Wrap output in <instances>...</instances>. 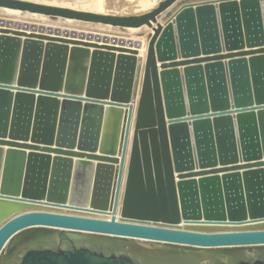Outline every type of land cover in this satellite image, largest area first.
Instances as JSON below:
<instances>
[{
  "label": "water",
  "instance_id": "water-1",
  "mask_svg": "<svg viewBox=\"0 0 264 264\" xmlns=\"http://www.w3.org/2000/svg\"><path fill=\"white\" fill-rule=\"evenodd\" d=\"M173 1L165 0L147 14L127 17L77 13L11 0H0V5L31 11L73 15L123 26H139L143 23L148 24L149 20L155 21V15ZM159 30L158 27L154 34H157ZM154 39L155 37L149 42V58L145 64L146 76L142 99L144 101L139 104L130 139L120 215L124 218L151 219L174 223L181 216L174 176L176 165L172 159L171 145H169L168 135L171 134H169V128L165 121V108L161 101L159 85L155 81L157 65L153 59ZM31 43H35V41ZM139 46L140 44L136 43V47ZM58 47L52 50L42 49L39 44L36 46L24 44L20 47V44L15 40L6 44L2 43L0 45V81L15 82V76L11 72L16 69L18 59L22 64V67H19L23 71L25 70L24 72L27 74H36L43 63L46 62L47 64L48 62L49 66L45 70H48L47 75L49 76L39 87L49 86L59 90L62 84L66 83L64 91L76 92L72 91L71 77L68 79L70 82H64L62 75H64L65 70L75 71V59L86 55L91 56V54L85 49L69 53ZM62 52L69 53L66 63L67 58L65 54H61ZM79 52L82 53V56ZM94 54L95 52L92 55ZM108 56H104L105 61H108ZM122 57L120 60H124L128 63V67L130 66V69L135 71L132 79L136 86L140 60L137 61L133 57L123 54ZM25 59L27 63L24 64ZM53 63L58 64L56 66L58 68L57 73L50 70ZM30 66L34 67L32 71L27 69ZM263 69L264 67H259V72ZM56 74L58 78H55ZM151 77H154V103L151 102ZM16 82L17 84L31 83L34 86L37 85V81L29 82L27 79H20ZM57 83H60L61 86L58 87ZM43 99L45 103L51 100V103H55V115H58L55 116L56 119L53 123L49 121L44 123L47 112L42 115L43 118L45 117L43 122L36 123L34 119L38 110L35 108L34 112V102L40 103ZM12 101L13 104H11ZM11 105L14 106L13 109ZM113 122L114 120L111 121V118L104 117L95 109L82 111L78 105L72 103H61L60 105L56 98L40 96L34 99L22 92L12 95L8 90L0 89V135L6 134L12 138L30 137V139H39L41 141L39 143L45 145L53 143L65 147L75 145L76 148L91 151L86 156V160L76 161L75 166L70 168L63 164L62 161L65 160L59 157L53 159L52 165L54 167H52L49 164L48 155H44V153H35L31 156L32 152L28 155L24 152L22 156H17V160L14 161L7 154L3 155V149L0 151V175L2 174L1 171H4V174L0 176V184H2L0 185V192L10 193L14 196L21 195L22 200H27V197H40L47 199L48 202L56 200L62 203L66 201L77 204L79 196L82 195L83 199H87L89 196L92 197L97 194L98 177L96 175L100 176L96 170L98 165H107L106 162L114 164L117 162L115 154H119L121 157L119 169H116L115 165L111 168L112 171L114 169V173L110 174V188L105 191L104 201L99 205L102 210H106L105 206L110 199L109 192L112 189V179L116 170L119 173L122 170L128 140L126 125L121 124L117 129H114L112 127ZM32 123L37 129L29 128ZM13 126L17 127V130L21 127L24 132L13 133L12 131L16 130ZM9 128H11V132L7 133ZM106 140L114 141V146L110 150H104L101 146L98 147L99 142L103 146L102 143ZM47 148L44 146L40 150L45 152L48 151ZM65 153L85 156L82 151ZM107 155H114L115 157H108ZM3 157H5V161H3ZM40 158H43L44 161L37 163ZM94 160L97 161V165L92 162ZM94 172L95 178L91 180ZM183 185L184 182L182 181L180 189L185 193L187 218L190 220L192 216L199 217L200 215L191 213L187 202V191ZM41 188L43 189L42 195L34 196L29 191L30 189L39 190ZM236 191L238 192L239 200H237L240 202L241 212L230 221L239 220L247 214L251 217L264 216V212L250 213L249 210L247 213L243 200L244 191L239 189ZM101 194L103 195V192ZM14 204V202L3 203V206L10 213L19 208L18 205L15 206ZM92 205L98 207L96 204ZM112 222L114 221L106 222L104 219L91 216L60 212L19 211L14 216L0 222V264H264V228L209 233L178 232L176 233L180 234L178 240L165 238L160 242L162 244H157L158 241L145 244L136 238L117 235L118 233L112 231V227L116 226V223ZM8 241L10 243L2 254V249ZM195 248H201V250ZM205 248L210 250H203Z\"/></svg>",
  "mask_w": 264,
  "mask_h": 264
},
{
  "label": "rangeland",
  "instance_id": "rangeland-1",
  "mask_svg": "<svg viewBox=\"0 0 264 264\" xmlns=\"http://www.w3.org/2000/svg\"><path fill=\"white\" fill-rule=\"evenodd\" d=\"M89 1L74 2L84 4ZM181 3L186 5L183 10H187V16L180 20H177L179 14L173 16L176 20L172 24L169 22L167 37L170 40L168 44L162 46V53L158 52L159 46L156 44L153 46V59L157 65L155 81L159 85L169 134H172L171 149L174 163L176 166L187 167L182 170L187 174L182 181L183 188L187 191L189 209L194 215H200L192 216L191 222L195 223L202 219L212 220L214 224H229L230 220L241 212L236 191L238 189L245 192L243 200L247 213L249 210L250 213L264 212V69L259 72V67H264V0H185ZM172 13L169 12L168 17L166 15L159 18L160 20L157 18V21L163 24L164 19L167 20ZM54 21L63 23L60 19ZM72 25L69 23L72 31L63 37L99 41L97 38L108 37L110 34L130 38L135 36L134 31L130 32L128 29L121 31L115 26L102 23L78 20ZM148 28L145 26L144 32L149 30ZM161 29L165 30L166 27L163 26ZM143 36L141 45L143 49H139L137 53L141 64L136 86L132 79L135 71L134 69L132 71L124 60H120L121 53L99 50L95 51L94 55L85 54L86 56L75 59V71L65 70L64 75L61 74L64 82H70L68 79L71 77L73 83L71 88L76 92L64 91L66 83L62 84V87L57 83L60 89L55 92H60L59 94L41 92L42 88L39 86L49 76L48 70H45L49 66L48 62L47 64L44 62L36 74H27L19 67L22 65L21 62L17 61L16 69L11 72L15 76V82L0 86V89L13 92L12 95L22 92L34 99L40 96L56 98L60 105L72 103L78 105L82 111L95 109L104 117L114 120L112 126L114 129L125 124L131 139L139 104L144 101L143 84L149 42L146 48L144 43L149 41V38L146 34ZM81 52L79 53L82 56ZM105 55H109L108 61H105ZM65 57L66 63L69 53L65 54ZM12 65L14 66V63ZM33 68L30 66L27 69L32 71ZM153 78L151 77L150 86L151 102L154 103ZM20 79L37 81V85L31 90H13L10 85H17L16 81ZM47 83L50 84L48 81ZM13 127L16 128L13 133L24 132L21 127L18 130L17 127ZM29 128L37 129L33 123ZM8 132H11V128L7 130ZM102 144L103 146L99 142L98 147L110 150L114 146V141L106 140ZM2 150L3 145H0V151ZM126 151L127 149L125 154ZM24 152L27 155L32 152L31 156L35 153H44L40 149H26L11 144L5 147L3 155L7 154L15 161L16 157L22 156ZM120 158L119 156L118 164ZM92 162L97 165V161ZM106 164H99L96 169L100 174L96 175L97 194L87 199H83L81 195L77 198V204L68 202L67 205L70 206L62 207L61 201L48 202L47 199L40 197H27V200H22L21 195L15 198L10 193L2 192L0 202H14L20 211L57 212L56 208L66 207L73 215L91 216L96 213L102 216L109 215L110 210L104 212L95 210H102L99 205L104 201L105 191L110 188V174L114 173V169L113 171L111 169L114 167L113 163ZM193 167L198 168L195 170ZM1 173L3 175L4 171ZM94 178L95 172L91 180ZM9 186L11 187V184ZM29 191L35 196L42 195L43 189ZM38 200L46 202H36ZM9 243L8 241L5 244L2 254Z\"/></svg>",
  "mask_w": 264,
  "mask_h": 264
},
{
  "label": "bare ground",
  "instance_id": "bare-ground-1",
  "mask_svg": "<svg viewBox=\"0 0 264 264\" xmlns=\"http://www.w3.org/2000/svg\"><path fill=\"white\" fill-rule=\"evenodd\" d=\"M11 1H18V2L29 3V4L45 6V7H50V8H56V9H61V10H68V11L77 12V13H88V14H95V15H101V16H112V17H127V16H138V15L147 14V13L153 11L154 9H156L165 0H90L89 2L84 3V4H82V3L77 4L74 2L75 0L74 1L73 0H69V1L58 0L57 2H55V0H11ZM183 1H185V0H174L166 8H164L157 15H155V21L149 20L148 24L143 23L139 26H123V25H119V24L103 22L100 20L75 17L73 15L49 13V12H42V11H31V10L22 9V8L0 5V45L2 43L6 44L7 42H12L13 40H15L20 44V47L23 46L24 44L26 46H30V45L36 46L37 44H39L42 47V49L44 48L47 50H52V49H55L59 46L60 48L65 49L69 53L79 51L80 48L81 49L83 48V49L87 50L88 53L91 55L95 51L100 50V51H107V52H113V53H121L123 55L131 56V57H133V59H136L137 61H139L137 53H138V50L142 48V46H141L142 41H143L142 36L145 34H146V37L149 38V41L147 40V42L144 43L145 44L144 48H146L147 43L151 42L152 39L155 37L154 45L156 44L157 46H159V48H160V51H158L159 53L163 52L162 46H165L166 44H168L169 40H170V38L167 37V29H170L169 22H171V24H172L176 20V18L173 16L179 14L178 15L179 17H177L178 18L177 20H180V19L185 18L187 16V10H183V8L186 5L184 6L185 3H181ZM194 3H196V2H194ZM169 12L172 14H169V18L167 20H166V18L164 19L165 22H163V24H162V22L157 21V18L161 19L164 16L166 17V15ZM167 17H168V15H167ZM55 19H60L63 21V23L62 22L58 23V22L54 21ZM78 20H82L85 22L88 21V22H93V23L94 22L95 23H102V24H106L109 26L110 25L115 26L116 28H118L121 31L122 30L125 31L128 29V31H130V32L134 31L133 34L135 33V36L130 38V37H123V36H119V35L114 36V35L110 34V35H108V37H106V36L102 37L101 36V37L97 38L99 41H94L95 39L93 41L92 40L91 41H83L81 39H71V38L63 37L64 34L66 35L72 31V28H70L71 26L70 27L68 26L69 23L72 25V23L77 22ZM56 23H58V25H56ZM66 24H68V25H66ZM145 26L149 27L148 28L149 30H147L146 32H144ZM156 26L159 27L160 30L157 34H154L155 30L157 29ZM163 26L166 27L165 30L161 29V27H163ZM92 28H93V26H92ZM97 28H95V29H97ZM102 28H104V27H102ZM109 30H110V28H109ZM111 30H113V29H111ZM106 31H108V30H106ZM15 34H18L20 36H17ZM14 37H16V39H13ZM84 38H86V37H84ZM181 38H183V37H181ZM21 39H23V40H21ZM33 41H35V43H31ZM136 43H139L140 46L136 47ZM35 49H36V47H35ZM143 53H144V51H143ZM143 53H141V54H143ZM28 54L30 55V53H28ZM0 55H1V53H0ZM19 58H21V57H19ZM148 58H147V60H148ZM18 62H19V59H18ZM25 63H27L26 59L24 60V64ZM41 63H42V61L40 62V65H41ZM140 64H141V62H140ZM57 65H58L57 63H53V65L50 66V70L57 73V70H58V68L56 67ZM141 68H142V66H141ZM55 78H58L57 74H56ZM8 83L9 82H7V81L1 80L0 86H7V85H9ZM33 86L34 85L31 83L30 84L18 83L17 85H10V87H13L12 88L13 90H18V89L31 90V88ZM15 87H17V89H15ZM56 90H58V89L46 86V87H43L41 89V92L45 93L48 91L47 93L59 94L60 92H55ZM12 94H13V92H12ZM137 94H138V92H137ZM53 101H54V99H53ZM51 102H52V100L50 102L45 103L44 99L40 103H37L36 101L34 102V105H33L34 112H35V108L36 109L38 108V110L36 112L37 115H34V117H35L34 119L36 120V123H41L45 120V117L43 118L42 115H43V113H46V112L48 114L46 116V121H44V123H46L47 121H49L50 123L51 122L53 123V121H55V119H56L55 116L58 114L55 115V111H56L55 110V103H51ZM7 104H8V102H7ZM11 104H13V101ZM128 104H130V103H128ZM132 105H134V104H132ZM8 106H9V104H8ZM13 107L14 106L11 105L12 109H13ZM126 107H127V105H126ZM23 110H24V108H23ZM43 110H44V112H43ZM165 121H167V120H165ZM52 126H53V124H52ZM168 137H169V145H171L172 134L168 135ZM127 139H128L127 140L128 144L126 146L127 151L125 154L124 164L122 166L121 172L119 173V171L116 170V174H114V176H113L112 189H111V192H109L110 199H109L107 205L105 206L106 210L105 209L104 210L95 209L96 211H99V212H104V211L110 210L108 212L109 215L102 216V215H99L97 213L92 214L94 216L91 215V217L104 219L106 222L114 221L112 223H116V226L112 227L113 228L112 231L118 233L117 235L126 236V237H130V238H136L139 241L162 242L163 239H165V238L178 240V238H180L179 237L180 234H176L178 232L179 233H186V232L209 233V232H213V231H226V230L232 231V230H250V229H252V230L256 229L257 230V229L264 228V216H262V217H255V216L251 217L249 215H245L244 217H242L239 220L230 221L229 224H227V223L226 224H214V222H211L212 220L203 221L202 219L196 221L195 223H192L191 222L192 220L191 219L189 220L187 218V213H186L187 204L185 205V198H184L185 193L182 192V190L180 189L182 179H183V177H185V175H187L182 170L186 169L187 167L179 166V165H177L174 169V176H175V183H176V187H177V200H178V206H179V213L181 215L180 219H178L174 223H165V222H162L161 220L154 221L151 219L150 220H141V219L122 217L120 215V206H121V198H122V194H123V186H124V178H125L126 164H127V158H128L130 135L128 136ZM32 141H34L36 143H34ZM39 142H41L39 139H30V137L29 138H19V137L12 138L11 136H8L6 134L0 135V144L3 145L4 150H5V147L11 146V144H15V145H18L21 147H25L26 149H28L29 147L33 148V149H41V148H44V146L48 147L47 148L48 151H45L44 155H48L49 164L52 167H54L52 165L53 159L55 157H59V158H62L63 160H65V161H62L63 164L68 165L70 168H73L75 166L76 161L86 160L87 159L86 156L88 155L89 152H91V151H86L83 149L76 148L75 145L65 147V146L55 145L54 143L49 144V145H45V144H41ZM7 149H10V148H7ZM68 151H74V152L82 151L83 153H85V156H79V155H75V154L65 153ZM95 153H97V152H95ZM107 156L108 157H115L114 155H107ZM173 157H174V155L172 156V159H174ZM115 159L117 162H119L118 161L119 160V154H117ZM39 161H40V163H42L44 161V159L40 158L37 161V163ZM117 162H115L113 165H115V167H117L116 169H119V167H118L119 164ZM173 162H175V161L173 160ZM193 168L195 170H197L198 167H193ZM191 170H193V169H191ZM243 193L245 194V192H243ZM117 194H118V197H117ZM15 197H19V196L17 195ZM182 197H183V199H182ZM36 202H46V201L38 200ZM67 203L68 202L64 201L61 204L62 207L63 206H70V205H67ZM62 207L56 208L57 209L56 211L60 212V213L63 212L65 214L71 213L70 212L71 210L66 209V207L65 208H62ZM19 211H20V209L18 208V210L8 213L4 209L3 203L0 202V221L2 219H8V218L14 216ZM23 211H25V210H23ZM205 222H207V223H205ZM151 232H152V234H151Z\"/></svg>",
  "mask_w": 264,
  "mask_h": 264
}]
</instances>
